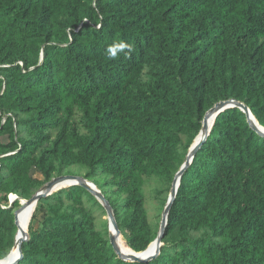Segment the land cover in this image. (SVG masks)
I'll list each match as a JSON object with an SVG mask.
<instances>
[{"label": "trees", "instance_id": "trees-1", "mask_svg": "<svg viewBox=\"0 0 264 264\" xmlns=\"http://www.w3.org/2000/svg\"><path fill=\"white\" fill-rule=\"evenodd\" d=\"M120 40L131 57L108 59ZM231 98L264 126V0H0V259L18 231L10 195L63 174L100 173L124 243L144 251L161 221L148 187L163 211L206 112ZM37 207L18 264H264V137L238 107L216 118L147 263L118 257L84 187Z\"/></svg>", "mask_w": 264, "mask_h": 264}, {"label": "water", "instance_id": "water-1", "mask_svg": "<svg viewBox=\"0 0 264 264\" xmlns=\"http://www.w3.org/2000/svg\"><path fill=\"white\" fill-rule=\"evenodd\" d=\"M232 107L240 108L246 114L250 127L260 136L264 137V126L259 123L256 116L253 114L251 108L244 102L231 98L228 100L219 101L213 107H211L204 116L202 128L200 129L199 134L196 136L194 142L190 146L188 153L186 154L184 163L181 165L180 169L175 174L167 203L162 211V218L159 226L158 235L156 239L153 242H151L150 245L144 251L138 252L132 248H131V252L129 253L123 251L120 243L122 231L117 221V215L115 209L112 203L110 202V200L105 195V193L98 187L97 184H95L92 180L86 178L83 175L63 174V175L55 176L50 181L46 182L29 199L20 198L16 194L14 198L10 196L11 198H10L9 207L13 206L16 200L20 201V207L15 210V224L18 227V231L16 234L15 244L11 252L7 255V257L0 259V264H18L24 257L23 243L29 241L30 234L24 228L23 222L21 221L22 213L26 209H28V211L31 212L33 209H35L38 206V203L42 198L52 195L54 192L58 191L56 189L59 185L67 182L70 183V186L80 185L85 189H87L92 195L96 197V199L104 207L107 213V220L109 226V239L114 248L115 253L118 255L119 258L128 262H140V263H147L156 259L161 254V248L164 245L163 238L165 236L166 229L169 224L170 212L172 210L173 204L177 197L179 187L181 185L182 176L184 175L186 170L191 166L196 154L203 147L208 137L210 136L216 118L222 112ZM211 122H213L212 128L210 126Z\"/></svg>", "mask_w": 264, "mask_h": 264}, {"label": "rangeland", "instance_id": "rangeland-1", "mask_svg": "<svg viewBox=\"0 0 264 264\" xmlns=\"http://www.w3.org/2000/svg\"><path fill=\"white\" fill-rule=\"evenodd\" d=\"M83 172H85L86 170H82ZM32 173L36 176V177H42L38 172H36V171H32ZM84 176V175H83ZM97 178H99V179H101V180H104V177L103 176H101V174L100 173H97L96 174V177H94L93 179H97ZM92 179V180H93ZM91 180V179H90ZM64 188V187H63ZM60 189V188H59ZM58 190V189H57ZM148 190H149V193H150V195H149V202H148V206H149V208H150V215H151V218H152V220H154V221H156V222H158V221H160L161 220V218H162V211L160 210V201H158V200H156L155 198H154V185H152L151 187H148ZM11 197H13L14 198V196H12V195H10ZM10 197V198H11ZM10 206V203H9V205L8 206H5V207H9ZM38 208V211L37 212H35L36 210L35 209H37ZM37 208H35L34 209V212H33V215L35 214V218L33 219V215H32V218H31V221L29 222V224H28V232H29V229H30V233L32 232V229L33 230H35V229H37V228H39L40 226H41V223L43 222V220H44V216H45V213H46V208H39V207H37ZM97 213L100 215V216H102V219H104V220H107V213L104 215V211L103 210H101L100 208L99 209H97ZM161 214V215H160ZM161 217V218H160ZM99 222L102 224V221H101V219L99 220ZM161 222V221H160ZM123 243H124V241H123ZM125 244V243H124ZM126 245V244H125ZM127 247V246H126Z\"/></svg>", "mask_w": 264, "mask_h": 264}, {"label": "clouds", "instance_id": "clouds-1", "mask_svg": "<svg viewBox=\"0 0 264 264\" xmlns=\"http://www.w3.org/2000/svg\"><path fill=\"white\" fill-rule=\"evenodd\" d=\"M133 52L134 46L123 40L115 41L106 48V56L110 60L117 59L120 55L130 58Z\"/></svg>", "mask_w": 264, "mask_h": 264}, {"label": "bare ground", "instance_id": "bare-ground-1", "mask_svg": "<svg viewBox=\"0 0 264 264\" xmlns=\"http://www.w3.org/2000/svg\"><path fill=\"white\" fill-rule=\"evenodd\" d=\"M210 124H211L210 126H211V128H212V124H213V122H211ZM63 187H70V183L67 182V183L61 184V185H59V186L57 187V189H58V190H59V188H60V189H63ZM57 189H56V190H57ZM33 212H34V209H33L31 212L28 211V209H26V210L22 213V215H21V221L23 222L24 228H25L27 231H28V224H29V222L31 221V218H32ZM120 240H121L120 243H121V247H122L123 251H124V252H127V253L131 252V250H130L128 247H126V245L123 243L122 235H121Z\"/></svg>", "mask_w": 264, "mask_h": 264}]
</instances>
